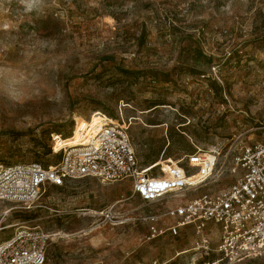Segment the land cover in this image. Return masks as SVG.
Masks as SVG:
<instances>
[{
	"label": "rangeland",
	"instance_id": "1",
	"mask_svg": "<svg viewBox=\"0 0 264 264\" xmlns=\"http://www.w3.org/2000/svg\"><path fill=\"white\" fill-rule=\"evenodd\" d=\"M98 114L127 123L154 174L264 141V0H0V165L55 163L54 137L58 151ZM174 197L143 201L128 179L49 185L30 209L0 202V241L38 225L52 235L45 264H200L191 228L149 236L144 217L166 225Z\"/></svg>",
	"mask_w": 264,
	"mask_h": 264
},
{
	"label": "built area",
	"instance_id": "2",
	"mask_svg": "<svg viewBox=\"0 0 264 264\" xmlns=\"http://www.w3.org/2000/svg\"><path fill=\"white\" fill-rule=\"evenodd\" d=\"M102 116L97 125L79 131L75 145H63L55 151L59 135L54 137L52 152L59 153V159L53 164L0 165V202L30 209L49 185L63 186L86 177L102 182L128 179L133 194L143 201L167 196L180 199L167 206L166 225L158 223V215L144 217L150 222V237H175L191 228L195 236L189 250L199 254L200 264H235L243 259L264 258V141L235 143L230 159L223 160L219 149H200L187 155L184 164L169 162L167 170L154 174V167L140 166L127 123ZM224 173L232 178L229 185L189 199L184 195ZM214 237L217 244L213 249ZM51 238L38 225L19 226L0 241V264H45ZM213 252L216 256L208 257ZM169 262L153 260L152 264Z\"/></svg>",
	"mask_w": 264,
	"mask_h": 264
},
{
	"label": "bare ground",
	"instance_id": "3",
	"mask_svg": "<svg viewBox=\"0 0 264 264\" xmlns=\"http://www.w3.org/2000/svg\"><path fill=\"white\" fill-rule=\"evenodd\" d=\"M102 118H103L102 114H98V117H96L95 119H92L89 123H86V124L84 123L83 127L87 128L89 125H91V126L97 125L98 122H100L102 120ZM57 140H58V138H57ZM78 141H79V139L75 140L73 143H71L69 145H75L78 143Z\"/></svg>",
	"mask_w": 264,
	"mask_h": 264
}]
</instances>
